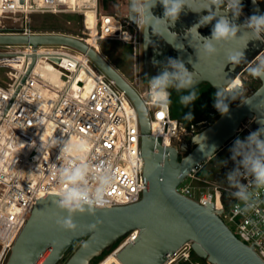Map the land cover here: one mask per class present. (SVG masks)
<instances>
[{
	"label": "built area",
	"instance_id": "1",
	"mask_svg": "<svg viewBox=\"0 0 264 264\" xmlns=\"http://www.w3.org/2000/svg\"><path fill=\"white\" fill-rule=\"evenodd\" d=\"M87 10L95 12L97 43L103 39L131 43L137 65L142 25L139 29L130 21L129 13L102 12L99 0L81 4L74 0H0V33L69 35L99 51L98 46L88 42L93 29H89L86 22ZM35 13L80 14L90 37L84 39L62 31L38 29L32 19ZM241 16L245 21L249 18L243 10ZM4 19L13 23L6 25ZM261 42L263 49L259 55L264 56V40ZM34 55H37L36 64L23 82ZM39 61L51 63L58 71L61 83L45 79L37 72L35 68ZM2 68L7 69L5 74L9 79L5 86L0 84V246L4 250L0 264H5L7 254L38 201L60 190L57 179L52 175L54 164L59 166V149L53 148L49 152L40 146L41 143H48L53 138L87 139L90 144L88 155L95 157L93 163L110 164L116 173V184L109 196L110 207L139 202L148 185L137 108L126 91L87 53L66 44L5 43L0 44ZM135 82L139 90L128 83L149 109L152 134L161 138L164 146L179 147L185 139L182 122L173 117L170 107L161 111L151 104L146 96L148 84L143 82L140 67L136 70ZM246 121L245 129L253 120ZM203 169L204 163L193 168L177 191L202 205L213 203L232 232L264 261V189H251L253 207L245 211L244 205L230 195L232 190L227 188V184L205 178L201 175ZM186 179H190L191 185H183ZM138 235L139 230L131 231L117 242L110 253L117 256ZM181 263L212 264L199 258L191 243L169 255L165 264Z\"/></svg>",
	"mask_w": 264,
	"mask_h": 264
},
{
	"label": "water",
	"instance_id": "2",
	"mask_svg": "<svg viewBox=\"0 0 264 264\" xmlns=\"http://www.w3.org/2000/svg\"><path fill=\"white\" fill-rule=\"evenodd\" d=\"M190 3L200 10L208 6V0H190ZM241 29L244 46L247 29L244 25ZM5 43L73 46L87 53L103 71L114 78L131 97L139 113L144 174L148 185L143 198L137 203L97 209L94 216L77 214L74 218L78 225L75 232L57 226L56 219L67 214L56 207V194L44 196L33 209L5 264H58L79 240L82 243L65 264H91L133 230H139L138 237L117 255L122 264H165L169 255L187 243H191L192 250L199 258L212 264H264L253 248L243 243L226 225L213 203L205 206L177 191L191 170L215 156L235 137L246 120H253L260 128L264 127L260 123L264 122V80L259 79L260 87L235 103L243 92V86L237 85L234 89L232 78L227 79L233 68L227 62V53L240 48L239 43L217 45L219 52L211 58L203 54L202 45L193 47L195 54H191L182 42L174 43L186 57L183 63H189L190 60L189 64L196 71L193 87L207 81L216 92L221 91V98L229 96L225 99L228 112L220 114L212 124L190 139H183L179 147L164 146L161 138L152 134L149 109L138 92L100 51L83 40L69 35L23 36L0 33V44ZM36 61L37 55H34L23 82ZM230 96L235 97V100ZM190 143L193 145L191 148Z\"/></svg>",
	"mask_w": 264,
	"mask_h": 264
},
{
	"label": "clouds",
	"instance_id": "3",
	"mask_svg": "<svg viewBox=\"0 0 264 264\" xmlns=\"http://www.w3.org/2000/svg\"><path fill=\"white\" fill-rule=\"evenodd\" d=\"M157 3L163 6V18H158L152 13ZM253 3H256V0H253ZM185 5L188 6L187 0H129V20L134 22L139 29L143 25L146 35L149 25L153 33L159 35L155 30L156 22H163L164 25L174 24L179 19ZM203 9H206L209 14L203 16L199 23L189 31L191 33V30L195 29L203 42V54L211 58L219 52L217 45L237 39V33L240 31L239 25L221 13L231 11L235 19L242 13V4L241 0H208V6ZM213 20H216V23L212 28L211 36L202 37L197 29L210 24ZM244 27L249 30L253 39L264 40L262 36L264 34V14L252 15L246 20ZM227 62L233 67L246 63L248 74L252 78L264 80V56L258 55L253 61L246 62L241 50H231L227 53ZM189 63H191L190 60ZM195 83L194 72H189L181 60L168 58L160 74L147 78L146 96L153 106L165 111L172 103V90H174L179 94L180 105L187 107L198 98L197 89L193 87ZM236 87L237 85H233L234 89ZM227 97L229 96L221 98V91L216 93L214 107L221 114L228 112V105L225 103ZM231 98L235 100V97ZM188 118H191L190 113L186 116V119ZM260 123L264 124L262 121ZM262 137H264V127L251 132L243 140L237 138L229 149L231 159L236 166L226 175L227 188L232 190L230 195L244 205L245 211L253 207L251 189H264V138ZM40 146L49 152L53 148L59 149L57 156L59 166L54 164L52 170V175L60 185L54 203L67 215H61L56 219L58 227L65 231L75 232L78 225L74 218L77 214L94 216L97 209L111 206L109 196L116 184V173L110 164L93 163L95 157L88 155L90 144L87 139L72 141L53 138L48 143H41ZM218 163L226 166L227 160ZM237 210L239 211V208Z\"/></svg>",
	"mask_w": 264,
	"mask_h": 264
},
{
	"label": "flooded vegetation",
	"instance_id": "4",
	"mask_svg": "<svg viewBox=\"0 0 264 264\" xmlns=\"http://www.w3.org/2000/svg\"><path fill=\"white\" fill-rule=\"evenodd\" d=\"M114 6L119 8L121 12L125 9V13H129V0H110ZM187 5H185L183 11L181 12L179 19L174 23H168L164 25L163 22H156L155 30L158 34H154L151 25L147 28V35L144 33V26L141 27V36H142V44L140 46V73L147 78L154 77L160 74L163 70V65L167 63L168 58L179 59L184 62L186 57L182 52H180L174 45L175 42H182L188 48L191 54H195L193 47L203 46V42L201 37L196 33L195 29H190L197 25L201 18L205 15H208L207 10H200L195 8L190 0H187ZM242 10L251 17L252 15H260L264 14V0H256V3H253V0H241ZM222 9L221 11H224ZM163 6L157 3L156 7L152 9V13L154 16L158 18H163ZM221 15H226L229 20L233 21L237 25L240 26V31L237 33V39L231 41L230 43H239L240 48L236 50H241L244 53L245 61L251 62L253 61L262 51L263 44L261 40L253 39L251 34L246 32V44L243 46L244 38L242 32V26L244 22L242 16L233 19V13L231 11L227 13H221ZM219 17H217L218 19ZM245 21V20H244ZM246 22V21H245ZM216 23V20H213L210 24L201 26L197 29L198 33L202 37H210L211 31ZM192 47V48H191ZM159 62V63H155ZM185 67L189 70V72H194L196 74L195 69L189 64L185 63ZM241 77L247 78L249 83H261L259 79L252 78L247 71L246 63H241L232 68V72L228 74L227 79L232 78V82L237 78ZM195 78V77H194ZM197 89L198 98L204 97L210 103L211 100L215 99L216 90L212 87V85L207 81H202L198 85L194 86ZM174 90H172V97L174 99L178 97ZM214 107V106H213ZM260 127L252 122L250 127L246 129L245 133L247 136L251 133L259 129ZM246 136V137H247ZM191 143L189 148H191ZM235 162L231 159V155L227 159L226 166H220L219 170L215 173V178L217 181H221L223 183H228L226 179V175L229 171L235 168Z\"/></svg>",
	"mask_w": 264,
	"mask_h": 264
},
{
	"label": "rangeland",
	"instance_id": "5",
	"mask_svg": "<svg viewBox=\"0 0 264 264\" xmlns=\"http://www.w3.org/2000/svg\"><path fill=\"white\" fill-rule=\"evenodd\" d=\"M99 7L102 12L106 13H121L124 15V13L126 12L125 9L120 12L119 8L117 6H114L110 0H99ZM32 19L34 25H36V27L41 30L62 31L84 39H88L90 37L89 32L85 29L83 16L77 13H35L32 14ZM3 22L6 25H11L13 23V21L9 19H4ZM130 29L132 30V28ZM98 48L100 53L106 58V60L120 74H122L128 82L132 83L139 90V87L135 84V73L136 70H138V68L140 67V61L137 62L136 65L135 49L133 45L121 40L103 39L98 42ZM6 71V68L0 69V84L4 86L7 84V82H9V79L5 74ZM142 78L143 82L147 81L143 75ZM247 78L242 79L243 92L236 99L235 103H238L243 98L253 93L261 85V83L251 84L249 83ZM205 108V110H203L204 108H198L199 110H203L204 112L202 111L198 114L196 113L191 118L190 122L182 123V136L184 138L190 139L196 133L202 131L204 128L212 124L221 114L215 107L213 108L206 106ZM247 124V121H245L235 137L229 143H227L215 156H213L210 160L204 162V169L201 173L202 176L209 180L217 181L214 175L221 166L218 162L227 160L229 158V156L231 155L229 149L233 146L234 141L237 138H240L241 140L246 138L247 134L245 133V126ZM183 185H191L190 179H186ZM81 243L82 240L77 241L73 246V250L68 251L65 258L58 264H65ZM1 250L2 249L0 246V252ZM10 253L11 251L7 254L6 261L8 260Z\"/></svg>",
	"mask_w": 264,
	"mask_h": 264
},
{
	"label": "bare ground",
	"instance_id": "6",
	"mask_svg": "<svg viewBox=\"0 0 264 264\" xmlns=\"http://www.w3.org/2000/svg\"><path fill=\"white\" fill-rule=\"evenodd\" d=\"M76 3L77 1H79V3H83V1H92L93 0H74ZM95 3V2H94ZM86 22L88 25L89 29H93L92 30V37L89 38L88 42L91 45L94 46H98V43L96 41V36H95V23H96V16H95V12L92 10H87L86 11ZM35 70L37 72H39L45 79H50L56 83H61V79L59 77V73L56 69H54V67L52 66L51 63L47 62V61H39L37 67L35 68ZM242 79L241 77H237L232 83L231 85H242ZM138 232V231H137ZM3 249L0 252V257L3 255ZM98 264H122L119 259L117 258V256L114 253H109L107 257H105L100 263Z\"/></svg>",
	"mask_w": 264,
	"mask_h": 264
},
{
	"label": "trees",
	"instance_id": "7",
	"mask_svg": "<svg viewBox=\"0 0 264 264\" xmlns=\"http://www.w3.org/2000/svg\"><path fill=\"white\" fill-rule=\"evenodd\" d=\"M171 100H172V103L170 105L171 113H172L173 117L179 119V121L182 123L183 122L184 123L190 122L191 118L196 113L198 114L199 112H202L203 110H205L206 106L213 107L215 104V99L211 100V102L209 103L208 100L204 97H200L199 99H196L192 104H190L187 107L180 105L179 97H176V98L171 99ZM198 108H204V109L199 110ZM189 113L191 114V118L186 119V116H188ZM116 245H117V243L112 248H114ZM112 248L104 251V253L100 257H98L92 261V264L100 263L110 253ZM181 264H187V263H181Z\"/></svg>",
	"mask_w": 264,
	"mask_h": 264
},
{
	"label": "crops",
	"instance_id": "8",
	"mask_svg": "<svg viewBox=\"0 0 264 264\" xmlns=\"http://www.w3.org/2000/svg\"><path fill=\"white\" fill-rule=\"evenodd\" d=\"M227 184V183H226Z\"/></svg>",
	"mask_w": 264,
	"mask_h": 264
}]
</instances>
